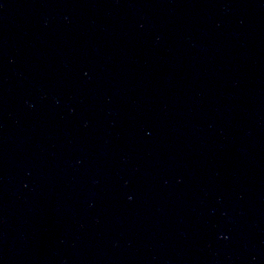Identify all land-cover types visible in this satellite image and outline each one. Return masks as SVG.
<instances>
[{"label": "water", "instance_id": "water-1", "mask_svg": "<svg viewBox=\"0 0 264 264\" xmlns=\"http://www.w3.org/2000/svg\"><path fill=\"white\" fill-rule=\"evenodd\" d=\"M0 264H264V0H0Z\"/></svg>", "mask_w": 264, "mask_h": 264}]
</instances>
